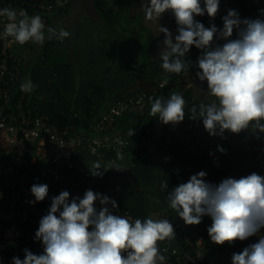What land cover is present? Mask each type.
<instances>
[{
	"label": "clouds",
	"instance_id": "clouds-1",
	"mask_svg": "<svg viewBox=\"0 0 264 264\" xmlns=\"http://www.w3.org/2000/svg\"><path fill=\"white\" fill-rule=\"evenodd\" d=\"M219 4L220 0H142L140 12L149 21L159 22L166 12L175 18L174 39L169 29L159 24V32L164 36V47L159 53L164 72L187 74L190 65L186 55L193 47L200 50L196 78L207 83V91L201 92L203 99L190 111L193 119L202 121L210 136H222L225 131L238 134L249 128L264 134V19H241L235 10H229L219 29L215 24L206 28L195 19L205 14L215 18ZM0 17L8 21L0 39L10 37L11 42L19 45H42L46 39L70 37L63 28L45 30L39 15L30 17L24 10L17 13L3 8ZM167 84L166 78L160 87ZM34 89L31 79L20 85L24 93ZM185 108L183 95L173 92L166 99H153L150 114L165 125L178 124L185 118ZM133 135L132 128L128 129L127 136ZM217 151L224 150L218 147ZM117 159L123 156L117 153ZM108 169L118 170L119 165L112 164ZM105 171L98 160L90 164L94 177H102ZM206 175L200 171L171 191L168 183H162L169 208L185 225H199L203 217H209L207 233L216 245L257 236L264 229V176L252 173L212 184L206 181ZM30 193L34 198L30 205L42 202L48 196V186L33 184ZM117 208L114 199L92 190H87L82 198L71 199L68 191H62L51 199L35 232V240L43 247L42 254L25 249L24 259L13 257L12 264H164L165 256L158 242L175 238L172 223L155 218L132 220L114 215ZM232 264H264V235L233 254Z\"/></svg>",
	"mask_w": 264,
	"mask_h": 264
},
{
	"label": "crops",
	"instance_id": "crops-1",
	"mask_svg": "<svg viewBox=\"0 0 264 264\" xmlns=\"http://www.w3.org/2000/svg\"><path fill=\"white\" fill-rule=\"evenodd\" d=\"M133 1V4L129 3L130 10L128 12L130 16L128 17L129 21L127 22V25H121L122 23L119 21L120 19L116 16V13L114 15L115 20L111 23V27L109 29L101 17L98 21L90 19L92 21V25L90 27H86V31H84L83 34L80 33L81 36L83 35L82 38L79 36V31L85 26V23H83L85 20L83 19L80 23H72V13L75 10L73 3L69 15L62 16L60 14H55L50 16L49 21H52L49 23L50 26L53 24L57 31L61 28H67L70 31V37L68 40L61 45L59 51L55 52L54 61L62 62L63 58L61 55H64L66 63L71 65V68H59L55 70L51 67V63L54 64L53 60L51 63H49L50 61L46 63L47 66L45 64L41 68L42 62L46 60L45 54L50 49V45L53 43L54 38L51 40L46 39L42 45L33 43L30 52L25 50L20 51L24 58L22 72L23 81L31 79L33 85L35 86V91L38 90V86L41 85V91L39 90V95L36 98L37 102L44 101L48 97H51V99L54 100L56 99V104H49L45 110H54L53 112L57 114V118H55L57 122L77 121L81 123H88L90 124L89 129H91L102 114L105 113V110L108 108L110 109L117 101L124 99L128 95L139 92L149 94L152 100L155 98L166 99L173 92L180 93L186 101L185 109L189 110L192 106H198L200 101L203 99V94L201 92L207 91V83L200 82L196 78V72L199 71L196 67V61L201 55L200 50L193 47L186 55L185 60L190 65L187 74H169L164 72V70L159 67V53L164 47V36L159 32V24L168 28L174 39L177 34L175 18L171 12H166L165 17L168 21H149L145 18L143 13L140 12L142 0ZM117 10L115 12H117ZM220 13L221 6L217 12L220 16L219 19L208 18L206 15V17L200 18L198 21L203 23L206 28L209 27L210 24H215L218 29L222 28L223 16ZM125 19L127 18L125 17ZM148 33H150L151 36L150 41H144V36H148ZM45 34L47 36V32H45ZM232 38L234 39V37ZM85 40L87 41L85 42ZM219 43L222 44L223 42L221 41ZM131 46L132 48L129 49ZM125 49L128 51L126 54ZM116 54H118L117 65L111 67L110 62L113 61L114 55ZM127 65L131 67L136 66L138 68L145 67L147 70L144 73H137L133 81H130L125 73V66ZM156 66V72H153V69ZM106 69L109 70V73L105 72ZM148 70L149 72H147ZM111 71H118V76L111 73ZM68 74L69 76H72L73 74L76 77L75 82L79 86L90 82L92 83L87 97L82 99L78 98L77 100L76 97L73 95L71 96L68 93L57 96V88L61 85L60 83L67 79V77L62 78V76ZM166 78L168 79V84L173 83V86L165 91L163 90L164 87L161 88L160 85ZM150 108L151 105L146 112L136 116V123H139V121L146 123L150 121L154 124L149 131L152 133L147 144L149 154L158 159L160 162L166 160L173 161L172 156L161 151L157 141L165 135L164 133L167 127L174 130L176 126L174 124L165 125L161 123L158 117H153L150 114ZM62 109H65V112L61 113ZM135 126L137 127H135L133 132L139 133L138 131L140 127L137 124H135ZM63 128L70 129L72 134L80 135V133H77L78 131L75 125ZM117 133H121L125 136V134L118 129H116V134ZM92 135H94L93 137L98 136V134L94 131H92ZM1 137L2 133L0 135V138ZM220 137L226 139L228 142H233L231 134L228 131H225ZM33 149L34 155L26 158L23 162V166L27 167L29 170H31V167L34 166L38 167L40 176H37L36 178L37 184H46L48 186L47 206H32L29 202L27 205H24L32 210V213L34 214L33 218L37 221V227H39L40 219L47 214L50 207L49 205H51V199L58 196L62 191H68L70 194L72 191L79 189L84 195L87 190H92L94 193L105 195L110 189L117 186L122 187V184L129 177L130 164L129 158L126 155H122L123 159L110 161L108 158H98L95 155H92L89 149L84 148L75 154V168L68 175L65 181L62 183H51L45 175L48 157V150L45 142L39 141L34 143ZM262 154H264V151H261L257 156L253 157L251 162H247L245 160V163L252 165L256 169L257 174V164L259 157ZM236 157L238 159L240 158L239 155ZM97 160L101 163L102 168L107 170L103 173L102 177H94L90 173V164ZM112 164H118L119 169H108ZM0 165H2L1 162ZM177 166L178 168L182 167L180 163H177ZM239 166L240 165L238 164V167ZM238 167L229 176H221L220 179L206 181L212 184H219L225 178L231 177L239 179L240 177H244L245 168L239 170ZM22 178L21 180L23 181L26 179L24 176ZM27 192L28 191L25 190V194ZM32 198L33 197H31L30 200H33ZM95 207L99 209V202L95 203ZM113 214L121 217H128L127 214L123 213L118 208L113 211ZM19 235L20 232L16 229L13 230V228L12 230L6 231V237L8 238ZM260 235H264L263 229L256 237L259 238ZM230 245L231 247L226 249L228 252L235 250L238 244L233 241ZM31 247L33 248L31 252L35 254L38 246L37 248H34L31 245ZM220 249L223 248L220 247ZM24 250L25 249H23V251Z\"/></svg>",
	"mask_w": 264,
	"mask_h": 264
},
{
	"label": "built area",
	"instance_id": "built-area-1",
	"mask_svg": "<svg viewBox=\"0 0 264 264\" xmlns=\"http://www.w3.org/2000/svg\"><path fill=\"white\" fill-rule=\"evenodd\" d=\"M70 4L71 0H0V9L11 8L17 13L24 10L30 17L39 15L46 30L50 27L47 17L54 12L67 11ZM229 10L227 5H222V16L227 15ZM7 22L6 17H0V32ZM233 36L235 37V31ZM65 41L66 39L58 40L60 43ZM32 45V42L24 45L13 43L10 37L0 39V133H2L0 149L6 159L0 165V179L3 182V187L0 188V264H12L13 257L24 259L23 238H26L34 248L38 246L35 254L43 252L41 242L35 240L36 231L27 235L22 232L23 227L37 228L36 219L28 215L22 207L25 183L21 180L18 186H11L14 165H21L26 158L34 155V143L43 141L47 146L45 175L48 181L62 183L75 168V154L84 148L89 149L90 153L98 158L115 161L117 153L121 154L129 142L121 133L116 134L113 115L143 114L151 105L148 94H134L120 103L112 114L98 120L91 127L90 131L96 132L97 137L72 134L70 129L53 125L47 116H31L25 109V102L34 91L24 93L20 90V85L24 82L22 79L24 58L20 51L30 52ZM36 121H39V124ZM190 121L188 131H205L202 121L193 119V116ZM230 134L233 141L244 149L247 162L253 160L254 145H264V134L252 128L242 130L238 134ZM257 167L258 174L264 176V154L259 157ZM105 195L118 203L122 198V187L110 189ZM76 196L83 197L79 189L70 193V199ZM40 203L31 205L37 206ZM167 217L165 216V219ZM128 218L135 220L129 216ZM12 228L18 230L20 235L6 237V231ZM175 228L177 230L178 226ZM179 234H182L181 231ZM258 239L253 236L245 241L236 240L238 245L232 252L214 247L201 238L196 242L185 238L180 249L168 242L158 243L161 254L165 256L164 264H230L233 254L242 252L245 247L258 242ZM7 251H13L9 257L5 254Z\"/></svg>",
	"mask_w": 264,
	"mask_h": 264
},
{
	"label": "trees",
	"instance_id": "trees-1",
	"mask_svg": "<svg viewBox=\"0 0 264 264\" xmlns=\"http://www.w3.org/2000/svg\"><path fill=\"white\" fill-rule=\"evenodd\" d=\"M120 0H95L94 7L96 12L100 15L102 20L105 22L107 28L111 27V23L115 20L114 15L117 10V6ZM73 0H71L70 7L65 12H54L47 17L48 22L50 16L55 14H60L62 16H67L70 13ZM222 4L228 5L230 10H235L241 19H264V16H261V12L264 11V0H220L218 10ZM203 6V5H202ZM221 14V13H220ZM206 17V14L202 17H195L198 21L200 18ZM209 18V17H208ZM220 16L216 14L215 18L219 19ZM85 26L79 31V36L86 31V27L92 25V21L85 20ZM54 28V25L50 26ZM68 30L67 28H63ZM70 32V31H69ZM81 33V34H80ZM83 35L81 36V38ZM234 37V36H233ZM69 38V37H68ZM66 38V40H68ZM235 38V37H234ZM87 40H85L86 42ZM63 43L58 42L54 38L53 43L50 45V49L45 54L46 60L41 64V68L51 61H54L55 52L59 51ZM63 58L62 62L54 61V64L51 63V67L55 70L62 68H71V65L66 63L64 55H61ZM118 54L114 55L113 61H111V67L117 65ZM161 61L159 62L160 67ZM47 66V64H46ZM158 66V64H157ZM157 66L153 69V72H156ZM126 76L130 81H133L137 73H144L147 68H138L131 67L129 65L125 66ZM161 68V67H160ZM109 69V68H108ZM106 69L105 72L109 73V70ZM163 70V69H162ZM149 72V70L147 71ZM114 75L118 76V71H111ZM74 74V72H73ZM63 75L62 78L67 77V79L60 83L61 85L57 88L58 95H63L65 93L73 95L76 99H82L87 97L90 91L92 83L83 84L79 86L76 84V77ZM115 76V77H116ZM172 84H168L164 87L163 90H168ZM38 90H34V93L28 98L25 102L26 111L33 117L44 116L50 118V121L53 125L59 128L68 127L75 125L77 133L84 134L93 137L92 132L89 129L88 123H81L77 121L69 122H57V114L54 110L46 111L45 108L49 104H56L54 99L48 97L44 101L37 102L36 98L39 95V90L41 91V85L38 86ZM140 93V92H139ZM136 93L130 94L124 99L117 101L110 109L105 110V113L99 118L102 119L105 116L112 114V112L118 107L120 103L124 100H127ZM150 102L152 103V98L148 94ZM53 97V96H52ZM149 109V107H148ZM45 110V111H44ZM65 112V109L61 110V113ZM67 113V112H66ZM137 114H121L120 116L113 115L114 126L119 131H122L125 134V138L128 140L129 145L121 153V155H126L129 158L130 164V173L127 180L122 184V198L118 201V209L127 216L134 219H145V218H155V219H165V216H168L167 219L172 223L175 233V238L166 240L164 242L170 243L173 247L178 249L182 248L183 241L185 238L189 239L192 242H196L198 239H203L206 243H211L214 247H221L223 249H229L231 245L225 243L223 245H216L210 241V238L207 233V228L211 225V219L207 216L202 218V222L199 225H185L184 222L177 216V214L171 210L168 206V201L166 199L167 192L161 188L162 183H168V190L171 191L176 186L181 183H186L189 178L197 174L200 171L206 172V180H217L221 176H229L233 173L238 164L239 170L245 168V176L252 173H256V169L245 163L246 154L245 151L240 145L236 144L234 141L228 142L226 139H223L220 136H210L205 130H192L188 131V126L191 123L190 117L193 116L192 112L189 109H185V118L182 122L174 124L176 128L170 129L166 128L165 135L157 141V144L161 151L165 154L172 156L173 161H162L160 162L155 157L151 156L148 151V142L152 135L150 133V128L154 126L152 122H142L136 123ZM140 116V115H139ZM199 121V119H196ZM135 124H137L140 129L139 133L129 137L127 136L128 129L132 128L134 131ZM90 131V132H89ZM137 131V130H136ZM82 132V133H81ZM222 148L224 151L219 152L217 148ZM253 157L257 156L261 151H264V145H254ZM211 154V155H210ZM239 155L238 159L236 156ZM6 161L3 156V152L0 149V162L3 164ZM177 163H180L182 167L177 166ZM189 168V170H188ZM38 167H31V170L21 165H14V173L11 178V186H18L21 178L24 176L25 190L30 191V188L33 184H37V176H40V171ZM23 179V178H22ZM3 187V182L0 179V188ZM47 197L39 205L47 206ZM50 206V205H49ZM23 209L28 213V215L34 217L32 210L27 206H22ZM178 226L176 230L175 227ZM38 228V227H37ZM37 228L32 226H27L22 228V232L27 235L31 232L37 231ZM264 230V229H263ZM181 231V235L179 234ZM26 238L22 239V249H28L29 251L33 250L31 244L27 241ZM13 251L5 252L6 256ZM232 264V261L231 263Z\"/></svg>",
	"mask_w": 264,
	"mask_h": 264
},
{
	"label": "rangeland",
	"instance_id": "rangeland-1",
	"mask_svg": "<svg viewBox=\"0 0 264 264\" xmlns=\"http://www.w3.org/2000/svg\"><path fill=\"white\" fill-rule=\"evenodd\" d=\"M73 1H74L73 6H75V10L72 13V18H71L72 23L74 22L80 23L83 19L86 21H90V19H93L94 21L100 20V16L97 14L95 7H94L95 0H73ZM133 2H134L133 0H120V2L118 3V6H117L118 10L116 12V16L120 19L119 21H121L122 23L121 25H127V22L129 21L128 17L130 16L128 12L130 10L129 3L133 4ZM125 17L127 19H125ZM159 21H163V22L168 21L167 18L165 17V13L161 16ZM150 38H151L150 33H148V36L146 37L144 36V41L146 40L150 41ZM131 48L132 46L129 49ZM127 52L128 51H126L125 49V54Z\"/></svg>",
	"mask_w": 264,
	"mask_h": 264
},
{
	"label": "water",
	"instance_id": "water-1",
	"mask_svg": "<svg viewBox=\"0 0 264 264\" xmlns=\"http://www.w3.org/2000/svg\"><path fill=\"white\" fill-rule=\"evenodd\" d=\"M32 195L30 193V191H28L26 194H25V197H24V205H27V203L29 202V200L31 199Z\"/></svg>",
	"mask_w": 264,
	"mask_h": 264
},
{
	"label": "bare ground",
	"instance_id": "bare-ground-1",
	"mask_svg": "<svg viewBox=\"0 0 264 264\" xmlns=\"http://www.w3.org/2000/svg\"><path fill=\"white\" fill-rule=\"evenodd\" d=\"M0 135H1V133H0Z\"/></svg>",
	"mask_w": 264,
	"mask_h": 264
}]
</instances>
